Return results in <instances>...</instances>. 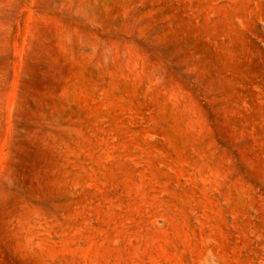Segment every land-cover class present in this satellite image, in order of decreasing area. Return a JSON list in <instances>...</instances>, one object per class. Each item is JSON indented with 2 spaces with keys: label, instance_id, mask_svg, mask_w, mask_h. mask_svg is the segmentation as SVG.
Segmentation results:
<instances>
[{
  "label": "rangeland",
  "instance_id": "1",
  "mask_svg": "<svg viewBox=\"0 0 264 264\" xmlns=\"http://www.w3.org/2000/svg\"><path fill=\"white\" fill-rule=\"evenodd\" d=\"M0 264H264V0H0Z\"/></svg>",
  "mask_w": 264,
  "mask_h": 264
}]
</instances>
